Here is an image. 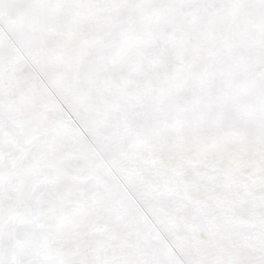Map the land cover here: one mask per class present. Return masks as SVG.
<instances>
[{
  "label": "snow or ice",
  "instance_id": "snow-or-ice-1",
  "mask_svg": "<svg viewBox=\"0 0 264 264\" xmlns=\"http://www.w3.org/2000/svg\"><path fill=\"white\" fill-rule=\"evenodd\" d=\"M0 264H264V0H0Z\"/></svg>",
  "mask_w": 264,
  "mask_h": 264
}]
</instances>
